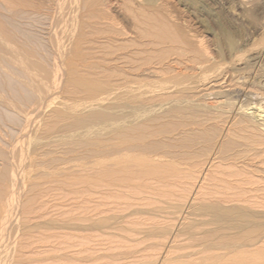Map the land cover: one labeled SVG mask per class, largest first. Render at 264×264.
I'll list each match as a JSON object with an SVG mask.
<instances>
[{"label":"rangeland","instance_id":"374dc122","mask_svg":"<svg viewBox=\"0 0 264 264\" xmlns=\"http://www.w3.org/2000/svg\"><path fill=\"white\" fill-rule=\"evenodd\" d=\"M25 1L50 73L0 91V264H264V0ZM120 132L168 172L133 197L99 179Z\"/></svg>","mask_w":264,"mask_h":264},{"label":"bare ground","instance_id":"6f19581e","mask_svg":"<svg viewBox=\"0 0 264 264\" xmlns=\"http://www.w3.org/2000/svg\"><path fill=\"white\" fill-rule=\"evenodd\" d=\"M12 1H15L14 4H12L13 2ZM44 1V0H43ZM50 1V0H49ZM194 4L198 3V1L196 0H192ZM37 2V1H36ZM52 2V1H51ZM150 2H153L150 1ZM33 3V2H32ZM37 4V3H36ZM58 4V3H57ZM61 5V4H60ZM36 5L34 4V6L32 4H28L26 3L25 0H0V91H7V93L9 92V97L12 101H17L19 104L20 102L21 103H26V102H29L33 99V97L37 96L35 95V92L34 91V88L36 90H41V87H42V82L44 80V77H48L49 73L47 72V69L46 67H44L41 63V61L37 60L38 59V56H37V53L36 54H31L27 49V51L24 49L25 46L30 45L31 43H36L33 38L31 39L30 38V35L29 36H26L28 38H26V40H22V42L19 40V37L17 38L16 36L13 37L14 35H16L17 33L20 34V33H24V29H23V26H26V22H24L25 19H31V17L35 16L34 14H39V10L37 8V6L35 7ZM54 6V5H53ZM62 6V5H61ZM48 8V7H47ZM207 9V8H205ZM38 12V13H37ZM38 16V15H37ZM51 17V16H50ZM53 17V16H52ZM48 18V17H47ZM30 19H29V22H30ZM44 19V18H43ZM42 19V20H43ZM34 20V19H33ZM37 21V20H36ZM35 22V21H34ZM38 22V21H37ZM64 22V21H63ZM32 23V22H31ZM32 26H35V25H32ZM28 29V28H27ZM50 29V28H49ZM26 30V28H25ZM57 30V29H56ZM221 31L223 32V34L226 36L227 38V42L228 44L233 47L234 46V40L233 38L230 36L228 30L226 31L225 28H222ZM37 33V32H36ZM40 33V32H39ZM51 33V32H50ZM14 34V35H13ZM25 34V33H24ZM21 35V34H20ZM72 35V34H71ZM18 36V35H17ZM40 36V35H39ZM32 37V36H31ZM38 37V36H37ZM17 38V39H16ZM22 38V37H20ZM42 38V37H41ZM225 38V39H226ZM36 39V38H34ZM38 40V39H36ZM41 41V40H39ZM48 41V40H46ZM226 41V40H225ZM141 42V41H140ZM22 43V44H21ZM38 43V42H37ZM40 43V42H39ZM41 44V43H40ZM72 44V43H71ZM54 45V44H53ZM47 46V45H46ZM69 46V45H68ZM42 47V46H41ZM55 48V47H54ZM39 50V49H38ZM46 50V49H45ZM45 53V52H44ZM52 53V52H51ZM42 54V53H41ZM37 57V58H35ZM50 57V56H49ZM51 58V57H50ZM44 59V58H43ZM53 60V59H52ZM176 60V59H175ZM197 60V59H196ZM200 60V59H198ZM20 61H23L27 67H29V69L35 71L34 73V76H40L41 75L43 76V79L41 80H38V79H34V84L32 85L34 88H32L31 86H29V84L32 83H25L23 82V80H20L19 78H17V75L18 74H21L23 75L24 71H22L18 66H17V63H21ZM22 62V63H23ZM48 62V61H47ZM46 62V63H47ZM53 62V61H52ZM51 62V63H52ZM163 62V61H162ZM49 64V63H48ZM183 65V64H182ZM195 65V64H194ZM166 66V65H165ZM5 67L9 68V70L11 72H8ZM48 67V66H47ZM190 67V66H189ZM179 68V67H178ZM202 68V67H201ZM22 69H25L26 72H28L26 70V68L22 67ZM173 69V67H172ZM50 70V69H48ZM56 70V69H55ZM51 71V70H50ZM166 71V70H165ZM207 73V72H206ZM31 74V73H29ZM54 74V73H53ZM21 75V76H22ZM26 75V73H25ZM20 76V75H19ZM20 76V77H21ZM33 76V77H34ZM29 77H31V75H29ZM28 77V78H29ZM25 78V76H24ZM30 81V78L28 79ZM27 79L25 81H28ZM46 80V79H45ZM148 81V80H147ZM155 81V80H154ZM44 82V81H43ZM157 82V81H156ZM98 83V82H97ZM144 83V82H143ZM169 83V82H168ZM92 84V83H91ZM95 84V83H94ZM93 84V85H94ZM99 84V83H98ZM187 84V83H186ZM47 85V84H46ZM105 85V84H104ZM144 86V85H143ZM147 86V85H146ZM178 86V85H177ZM140 87V86H139ZM142 87V86H141ZM145 87V86H144ZM172 87V86H170ZM190 87V86H189ZM45 88V87H44ZM143 88V87H142ZM133 89V88H132ZM150 89V88H149ZM127 90V89H126ZM130 90V89H129ZM158 90V89H157ZM182 90V89H181ZM38 92V91H37ZM114 93V92H113ZM37 94V93H36ZM39 94V93H38ZM117 94V93H116ZM157 94V93H156ZM199 94V93H198ZM167 95V94H166ZM193 95V94H191ZM195 95V94H194ZM2 96H0L1 98ZM7 97V96H5ZM123 97V96H122ZM119 98V96L117 97ZM167 98V97H165ZM128 99V98H127ZM132 99V98H131ZM138 99V98H137ZM159 99V98H158ZM8 100V99H7ZM10 100V101H11ZM160 100V99H159ZM163 100V99H162ZM141 101V100H140ZM151 101V100H150ZM35 102V101H34ZM122 102V101H121ZM158 102V101H157ZM9 103V102H8ZM12 105H14V103L10 102ZM30 103H33V102H30ZM39 103V102H38ZM127 103V102H126ZM139 103V102H138ZM218 103V102H217ZM2 103H0L1 105ZM17 104V103H16ZM15 104V105H16ZM18 104V105H19ZM123 104V103H122ZM3 105V104H2ZM1 105V106H2ZM24 105V104H23ZM21 105L19 108H22ZM5 106V105H4ZM3 106V107H4ZM26 106V104H25ZM132 106V105H131ZM213 106V105H212ZM211 106V107H212ZM2 107V108H3ZM8 107V106H7ZM118 107V106H117ZM0 107V110L2 109ZM18 108V109H19ZM251 108V107H250ZM256 108V107H254ZM23 109V108H22ZM118 109V108H117ZM4 109H2L0 112H2ZM256 110L257 112V115H259V112H262L264 113V107L261 109V108H256L254 109ZM12 110H9V109H6L4 113H6L5 115L6 116H10L12 115V113L14 112V110L11 112ZM23 111V110H21ZM118 111V110H117ZM114 111L113 112H117ZM121 111V109L119 110ZM129 111V110H128ZM2 112V114H3ZM255 112V111H254ZM255 112V113H256ZM121 113V112H120ZM159 113V112H158ZM16 114V113H15ZM26 114V113H25ZM253 114V113H252ZM261 114V113H260ZM20 115V114H18ZM106 115V114H105ZM114 115V114H113ZM118 114H116L117 116ZM256 115V116H257ZM14 116V115H13ZM12 116V117H13ZM115 116V115H114ZM119 116V115H118ZM128 116V115H127ZM126 116V117H127ZM156 116V115H155ZM253 116V115H252ZM262 116V115H261ZM3 117V115H2ZM121 117V114L120 116ZM263 117V116H262ZM6 118V117H5ZM10 118V117H8ZM14 118V119H13ZM12 119L15 120L16 116L13 117ZM18 118V117H17ZM29 118V117H28ZM103 118V117H102ZM108 118V117H107ZM106 118V119H107ZM116 119L118 117H115ZM114 118V119H115ZM257 118V117H255ZM0 119L1 118V115H0ZM11 119V118H10ZM9 119V120H10ZM105 119V118H104ZM113 119V118H112ZM121 119V118H120ZM131 119V117H130ZM7 120V119H6ZM4 118L1 120V121H6ZM19 120V118L17 119ZM125 120V119H123ZM11 121V120H10ZM105 121V120H104ZM111 121V120H110ZM109 121V122H110ZM117 121V120H116ZM133 121V120H132ZM259 121V120H258ZM263 121V120H262ZM13 122V121H12ZM16 121H14L15 123ZM23 122V120H22ZM28 122V121H27ZM119 122V121H117ZM138 122V121H137ZM158 122V121H157ZM156 122V123H157ZM247 122V121H246ZM3 123V122H1ZM24 123V122H23ZM102 123V122H101ZM100 123V125H101ZM116 123V122H114ZM129 123V122H128ZM126 123V124H128ZM134 123H136L134 121ZM5 124V123H3ZM131 124V123H129ZM128 124V126H129ZM15 125V124H14ZM19 125V124H18ZM24 125L26 126V124L24 123ZM103 125V124H102ZM101 125V126H102ZM122 125V124H120ZM119 125V126H120ZM125 125V123H124ZM9 126V125H8ZM13 126V125H12ZM22 126V125H21ZM100 126V127H101ZM117 126V123L114 124V128L115 127H119ZM127 126V129L130 127ZM147 126V125H146ZM151 126V125H150ZM10 127V126H9ZM113 127V126H112ZM110 127V128H112ZM126 127V126H125ZM136 127V126H135ZM134 127V128H135ZM139 127V126H138ZM145 127V126H144ZM162 127V126H161ZM259 127V126H258ZM12 128V127H11ZM10 128V129H11ZM14 128V127H13ZM114 128H112L111 130H113ZM122 128V127H121ZM2 129V128H1ZM7 129V128H6ZM116 131L117 128H115ZM114 129V130H115ZM123 129V128H122ZM121 129V130H122ZM126 129V128H125ZM124 129V130H125ZM126 129V130H127ZM131 128H129L130 130ZM134 130V129H133ZM147 130V129H146ZM120 131V130H119ZM132 131V130H131ZM136 131V130H135ZM153 131V130H152ZM11 132V131H10ZM111 132V131H110ZM113 132V131H112ZM115 132V131H114ZM104 133V132H103ZM116 133H119V132H116ZM124 132H120L121 136L123 137L124 135L122 134ZM126 133V132H125ZM124 133V134H125ZM128 133H126L127 135ZM140 134V133H139ZM138 134L139 137H136L137 135L132 136L131 134H128V139H124L122 138L121 139V136H118V134L114 136L117 138L115 143H113L114 145L112 146V148L109 150L110 152L106 155L104 153H100V162H101V166H100V171H101V175L100 176V183L101 185H105V183H107L111 189V193L112 194H115V193H118L119 192V189H125L124 191L122 190V192L120 193H123V194H127V196H134V194H138L140 193L139 189L143 188L144 189V185L139 182L140 179H143V178H150V174L152 175L154 172H157V174L159 172H161L160 170L158 169H153V167H151L152 169H149L150 167V163L148 162L149 161V158H147V154L146 152L148 151H145V149L143 148V144L141 143V140L143 139V135L142 137H140V135ZM144 134V133H142ZM112 135V134H111ZM146 135V134H145ZM152 135V134H151ZM103 136V135H102ZM118 136V137H117ZM155 137V136H154ZM113 137H111V140H112ZM165 138V137H164ZM115 139H113L114 141ZM144 140V139H143ZM101 142V141H100ZM154 142V141H153ZM163 145V143H161ZM9 145V144H8ZM160 145V144H158ZM168 145V144H167ZM145 147V146H144ZM149 147V146H148ZM152 147V146H151ZM150 147V148H151ZM172 147V146H170ZM1 148V147H0ZM102 148V147H101ZM160 148V147H159ZM147 149V148H146ZM2 151H0V155H2L1 153ZM97 154V153H96ZM179 154V153H178ZM98 155V154H97ZM158 155V154H157ZM160 155V154H159ZM3 156V155H2ZM1 156V157H2ZM11 156V155H10ZM0 157V158H1ZM8 157V156H6ZM4 156V159L6 158ZM150 157V156H149ZM160 157V156H159ZM108 158V159H107ZM158 158V157H157ZM3 159V158H2ZM105 159L106 160H109L110 164L108 166V168H106L104 166L105 164ZM153 159V158H152ZM99 161V160H98ZM107 162V161H106ZM156 162V161H155ZM176 162V161H174ZM97 164V163H96ZM100 164V163H99ZM175 164V163H174ZM179 164V163H178ZM161 165V164H160ZM180 165V164H179ZM1 166V165H0ZM6 166V165H4ZM3 166V167H4ZM163 166V165H162ZM99 168V167H98ZM166 168V167H165ZM160 169V168H159ZM171 169V168H170ZM99 170V169H98ZM162 170V169H161ZM4 171V170H3ZM162 174V178L166 177L167 175H165V173L168 174L167 171H164L162 170L161 172ZM4 175V174H3ZM98 175V176H99ZM159 175V174H158ZM154 176V175H152ZM2 177V176H1ZM0 177V179H1ZM6 177V176H5ZM172 177V176H171ZM3 178V177H2ZM154 178V177H153ZM11 179V178H10ZM13 181V180H12ZM98 181V180H97ZM142 181V180H141ZM155 181V180H154ZM156 182V181H155ZM154 182V183H155ZM4 184V183H3ZM104 187V186H103ZM147 187V186H146ZM149 187V186H148ZM159 187V186H158ZM153 188V187H152ZM157 188V187H156ZM150 189V188H149ZM3 189H1L0 191H2ZM139 190V191H138ZM109 191V190H108ZM143 191V190H142ZM162 191V190H161ZM155 192V191H154ZM165 192V191H163ZM3 193V191L1 192ZM107 193V191H106ZM110 193V192H109ZM156 193V192H155ZM147 194V193H146ZM150 194V193H149ZM156 195V194H155ZM1 196V194H0ZM136 196V195H135ZM114 197V196H113ZM116 197V196H115ZM124 197V196H123ZM143 197V196H142ZM157 197V196H156ZM162 197V196H161ZM118 198V197H117ZM130 198V197H129ZM119 199V198H118ZM108 200V199H107ZM135 201V200H134ZM157 201V200H156ZM125 202V201H124ZM110 203V202H109ZM112 203V202H111ZM130 203V202H129ZM133 204V203H132ZM136 204V203H135ZM134 205V204H133ZM113 206V205H112ZM102 207V206H101ZM105 207V206H104ZM110 207V205H109ZM116 207V206H115ZM118 207V206H117ZM103 208V207H102ZM144 209V208H143ZM112 211V209H111ZM147 211V210H146ZM156 220V219H155ZM104 221V220H103ZM101 223V222H100ZM135 224V223H134ZM119 225V224H118ZM160 226V225H159ZM131 227V226H130ZM154 227V226H153ZM136 229V228H135ZM172 229V228H171ZM140 230V229H139ZM138 230V231H139ZM156 232V231H155ZM148 237V236H147ZM183 237V236H182ZM178 238V237H177ZM152 239V238H151ZM180 247V246H179ZM219 247V246H217ZM213 248V247H212ZM151 249V248H149ZM187 249V248H186ZM145 251V250H144ZM175 252V250H174ZM180 252V250H179ZM197 253V252H196ZM185 254V253H184ZM187 254V253H186ZM194 254V253H193ZM190 256H193V255H190ZM179 258V257H178ZM237 258V257H236ZM191 259V258H190ZM216 259V258H215ZM185 261V260H183ZM241 261V260H240ZM150 263V262H149ZM154 264V263H153ZM192 264V263H191ZM204 264V263H203ZM241 264V263H240Z\"/></svg>","mask_w":264,"mask_h":264}]
</instances>
